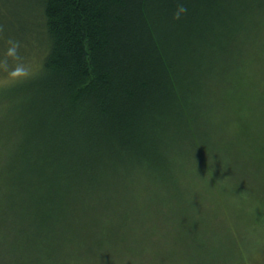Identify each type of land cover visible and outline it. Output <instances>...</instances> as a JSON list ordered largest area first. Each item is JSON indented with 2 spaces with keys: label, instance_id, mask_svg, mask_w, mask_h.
<instances>
[{
  "label": "trees",
  "instance_id": "1",
  "mask_svg": "<svg viewBox=\"0 0 264 264\" xmlns=\"http://www.w3.org/2000/svg\"><path fill=\"white\" fill-rule=\"evenodd\" d=\"M34 56L0 88V264H79L99 211L153 249L210 241L227 114L264 147V0H0V73Z\"/></svg>",
  "mask_w": 264,
  "mask_h": 264
},
{
  "label": "rangeland",
  "instance_id": "2",
  "mask_svg": "<svg viewBox=\"0 0 264 264\" xmlns=\"http://www.w3.org/2000/svg\"><path fill=\"white\" fill-rule=\"evenodd\" d=\"M38 62V57L34 56L26 67L27 71L0 73V88L29 77L38 68ZM217 107L220 106L217 104ZM222 109L226 110V107ZM227 116L228 122L222 124L224 136H218V130L212 131L213 139L221 138L211 157L217 161L218 187L222 190L216 188L206 192L204 195L211 197L210 202L201 210L209 219L208 239L211 240L182 241L176 247L172 244L173 232H169L165 241L153 249L140 245L138 233L132 230L131 223L123 225L118 212H110V221L103 218L101 211L93 212L86 220L78 221L80 224L76 226L80 241L86 233L91 234L90 242H85L83 247L86 254L80 251L83 259L79 264H264V147L249 143L246 137L252 129L235 125ZM166 152L167 149L163 148V153ZM3 190L4 187L0 186V201L4 197ZM129 202L125 193L124 207ZM189 208L183 206L180 215L187 223H194ZM112 209L122 210L120 207ZM187 230L193 233L198 227ZM154 238L159 240L158 234ZM80 245H75L74 249L79 250Z\"/></svg>",
  "mask_w": 264,
  "mask_h": 264
},
{
  "label": "clouds",
  "instance_id": "3",
  "mask_svg": "<svg viewBox=\"0 0 264 264\" xmlns=\"http://www.w3.org/2000/svg\"><path fill=\"white\" fill-rule=\"evenodd\" d=\"M187 11H188V8H187L186 2H181L179 4L178 11L174 14L175 18L179 19L181 13H187ZM8 51L11 54H15L17 52L16 44L13 43V45L9 48ZM14 71H16V72H25V71H27V69L23 65H19L16 69H14Z\"/></svg>",
  "mask_w": 264,
  "mask_h": 264
}]
</instances>
